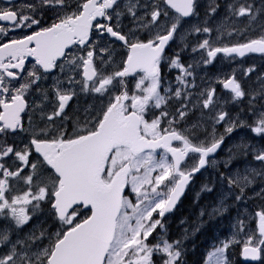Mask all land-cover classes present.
Wrapping results in <instances>:
<instances>
[{
  "label": "snow or ice",
  "instance_id": "snow-or-ice-1",
  "mask_svg": "<svg viewBox=\"0 0 264 264\" xmlns=\"http://www.w3.org/2000/svg\"><path fill=\"white\" fill-rule=\"evenodd\" d=\"M200 7L0 0V264H187L188 230L172 239L165 218L209 168L201 191H225L201 218L264 202V73L199 74L264 56V0ZM245 213L205 264H231L241 234V256L264 261V207L254 230Z\"/></svg>",
  "mask_w": 264,
  "mask_h": 264
},
{
  "label": "rangeland",
  "instance_id": "rangeland-1",
  "mask_svg": "<svg viewBox=\"0 0 264 264\" xmlns=\"http://www.w3.org/2000/svg\"><path fill=\"white\" fill-rule=\"evenodd\" d=\"M200 4H201L200 12H201V16H203V11H204L203 5H206L207 2L200 0ZM221 14H222V12H221ZM192 22H195V20L193 19ZM184 57H185L184 58L185 61H188L190 59V57H188L187 55H185ZM252 65L256 66L258 73H264V59L257 58V57H247V58L242 59V60H237V59L236 60H230L228 58H224L223 56H218L216 58V60L213 62V64L209 65L206 69L199 70V74H200V76H206V80H205V84H206L209 80L214 82L217 77L223 78V76H225V75H230L233 72V70H236L237 75L240 76V73L243 69H246L247 67L252 66ZM175 75H176V71L173 70V73H172L173 82H174ZM197 82L200 83L199 80ZM243 83L246 87H248V86L255 87L256 86L255 75H253L251 79L244 80ZM215 86L217 87V90L219 89L221 91L219 93L224 94L222 87L220 85H215ZM229 107H232V106L229 105ZM196 116H199V112L196 113ZM219 130L223 131L222 128H220ZM240 135H242V134H240ZM214 177H215V172L213 170L206 173L207 181L210 178L214 179ZM196 188H197V190H201V188H199L198 186ZM220 192H223V189H220L219 192H216L217 195H219ZM206 195L213 197V193H211V194L207 193ZM248 196L252 197V195H250L249 192H248ZM215 205H216V203H215ZM239 205H240L239 206L240 212L244 213L245 209H246L245 214L249 217V219L247 221V226L249 229H252V224L249 222L253 218L252 212L256 208L260 209L261 207H264V204L257 203L255 198L253 197V198L247 199L245 202L239 203ZM230 208L232 209L234 207L232 206ZM236 209H237V207H236ZM218 220H217V222H218ZM207 221H209V218H205V222H207ZM193 222H194V219H193ZM208 224L211 227V238L207 241H202L201 245L199 247H197V252L199 253V257L201 258V261L196 262V264H205V261L207 260V254L214 250V246H218V241L225 240L227 238H231V236L234 232L233 227H224V228L219 227L217 225V223H214L213 221H210ZM228 224H230V223H228ZM196 229L197 228L194 226L192 228L191 232H193ZM243 239H244V237L240 238L241 242H243ZM233 249H234V246L231 247L227 252H229V254H231L232 253L231 250H233Z\"/></svg>",
  "mask_w": 264,
  "mask_h": 264
},
{
  "label": "flooded vegetation",
  "instance_id": "flooded-vegetation-1",
  "mask_svg": "<svg viewBox=\"0 0 264 264\" xmlns=\"http://www.w3.org/2000/svg\"><path fill=\"white\" fill-rule=\"evenodd\" d=\"M204 2H207V0H203ZM221 3H223V0H221ZM203 7H204V5H203ZM118 51H123V50H121V49H118ZM219 56H222V55H219ZM249 57H257V58H261V59H264V56H262V55H257V56H255V55H250ZM167 71V70H166ZM173 73V72H172ZM172 73H170V74H168V79L169 80H173V76H172ZM253 81V80H252ZM51 83H52V81H51V79L49 80V81H47V83H46V86H50L51 85ZM252 84V83H251ZM91 101L90 100H86V98L84 97V96H80L79 97V103L81 104V105H84V104H86V103H90ZM72 103V106L74 107L75 106V103H76V101H73V102H71ZM69 111H71V108L69 109ZM38 116H39V114L37 113L36 114V116L34 117V120H38ZM25 124H26V126H27V117H25ZM202 181H204V173H203V175H199L198 174V177L194 180V182L193 183H191L190 185H189V187L187 188V192H186V195H185V197L183 198V201H182V204H183V207L185 206V207H189L190 206V204H191V199H190V196H191V194H195L196 193V191H195V189H196V187L195 186H197V184L199 183V182H202ZM251 191H249V193H250ZM250 195H252V193L250 194ZM197 197H198V199L200 200V201H202V202H204V203H206V204H209V205H215V203H216V201H215V199L213 198V197H210V196H208V195H206V194H203V193H200L199 195H197ZM255 200H256V202H260L261 204H264V202H262L261 200H259V199H257V198H255ZM207 201V202H206ZM236 210V209H235ZM235 210H233V209H229L226 213H224L223 215H229V214H234V212H235ZM253 213V212H252ZM222 215V216H223ZM254 215V214H253ZM174 216V211L173 212H171L169 215H167L166 216V218L167 219H172V217ZM222 216L219 218V220H218V222H217V225L219 226V227H221V224H222V221H221V219H222ZM236 216H237V214H234V215H232V226L231 227H233V225H234V223H235V218H236Z\"/></svg>",
  "mask_w": 264,
  "mask_h": 264
},
{
  "label": "bare ground",
  "instance_id": "bare-ground-1",
  "mask_svg": "<svg viewBox=\"0 0 264 264\" xmlns=\"http://www.w3.org/2000/svg\"><path fill=\"white\" fill-rule=\"evenodd\" d=\"M205 6V5H204ZM248 87H250V86H248ZM243 134V133H242ZM250 194H251V192H250ZM207 202V201H206ZM257 203H260V202H257ZM234 207V208H232L233 210H235L236 209V207H237V209L235 210V212H234V214H237V212L238 211H240V208H239V203H237V202H235V203H233V204H231L230 206H229V209H231L230 207ZM228 209V210H229ZM234 214H229V215H223L222 216V219H221V221H222V224H221V227H231L232 226V215H234ZM228 223H230V224H228ZM247 264H264V261H259V262H253V261H250L249 263H247Z\"/></svg>",
  "mask_w": 264,
  "mask_h": 264
},
{
  "label": "trees",
  "instance_id": "trees-1",
  "mask_svg": "<svg viewBox=\"0 0 264 264\" xmlns=\"http://www.w3.org/2000/svg\"><path fill=\"white\" fill-rule=\"evenodd\" d=\"M189 252L191 257H195V255L192 253V250H189Z\"/></svg>",
  "mask_w": 264,
  "mask_h": 264
}]
</instances>
